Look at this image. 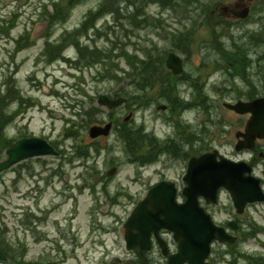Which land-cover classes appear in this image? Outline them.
Here are the masks:
<instances>
[{
  "label": "rangeland",
  "instance_id": "1",
  "mask_svg": "<svg viewBox=\"0 0 264 264\" xmlns=\"http://www.w3.org/2000/svg\"><path fill=\"white\" fill-rule=\"evenodd\" d=\"M102 1L82 0L80 4H64L63 19L67 21L54 24V36L45 37L49 20L44 18V10L50 0H0V90L5 91L6 86L14 84L28 100L21 110L20 101H12L18 93L12 99L3 101V106H7L13 116L3 127L4 136L15 143L20 137L31 134L59 145L57 156L29 158L0 174V227L8 229L6 233L0 232V238L5 240L8 237L15 244L14 251L9 253L23 264L32 263L41 255L50 253L51 247L56 251L57 244H62L67 250L69 258L66 264H78L74 253L75 241L80 244L86 242L85 247L90 245L88 236L93 232L96 215L104 226L117 230L122 228L120 220L124 221L128 215L126 210L140 199L139 196L126 195L122 189L134 192L144 188L142 181L132 180L136 172L144 171L146 178L155 181L161 168L181 185L184 181L180 175L185 174L191 155L218 149L234 160L252 162L256 156L258 164L254 166V172L264 179V155H254L253 149L237 151L235 148V135L238 130L244 129L249 115L237 113L224 105L225 102L247 101L264 95V1L258 2L248 20H238V24L231 29L223 20L225 14L221 11L223 15L218 13L221 18L217 22L211 20L220 27L217 29L229 34L224 33L220 37L219 42L224 47L221 46V50L198 12L201 6H208L211 11L219 5V0H196L190 8L193 0H118L115 5H107V10H110L107 17L96 20L100 15L92 16L91 12ZM234 1L239 0L221 2ZM48 8L51 9L52 4ZM85 22L88 24L83 25ZM95 23L103 27L108 35H95ZM193 25L195 47L188 40L179 42L180 34H185ZM79 27L84 28L82 35L88 43L85 48H92L95 44L99 55L94 58L101 59V63L77 70L69 62L57 61L50 44L47 47L45 44L48 39L55 42L62 33H66L64 44L68 45L72 42L73 33L67 31ZM171 29L177 31L173 33ZM22 34L24 38L18 41ZM123 47L128 50L125 51L126 56L134 66L145 56L148 47L158 55L156 67L150 69L148 78L156 77L159 81L155 89L148 93L151 103L142 101L145 107L134 104V99L128 95L135 91V85L138 86L142 77L139 78L137 72L128 75L133 67L122 57ZM70 49L76 56V47ZM172 51L185 60L184 72L179 77H175L166 66L167 56ZM113 61L122 69L120 73L115 71L117 66L112 65ZM231 66L238 77L227 73ZM108 70L110 73L106 74ZM120 76L121 79L118 78ZM204 78L208 95L202 104L204 108H185L172 120L176 109L171 111V107L176 105L177 110L180 107L177 100L184 98L189 101L193 98L191 95H195L187 82L202 81ZM160 81L173 87L164 88ZM195 88L199 91L201 87L198 85ZM167 93H172L174 99L161 96ZM100 94L124 96L130 101L110 110L108 106L100 105ZM92 103L101 106L98 108L103 113L86 114ZM163 103L169 104L167 112H157V106ZM95 124L111 125V134L91 137L90 128ZM73 129L72 134L66 136ZM144 132H154L162 143H169L170 140L174 143L182 140L193 142L181 147L187 153L181 157L166 152L155 164L141 167L142 164L135 159L150 162L160 152V141L151 133ZM169 137L170 140L164 142ZM258 145L257 150L264 153V139L258 140ZM102 146L106 148L95 160ZM86 151L90 154L88 158L81 155ZM6 157L0 143V161ZM164 162H169L165 170ZM113 166H118L117 173L108 176L107 171ZM98 175L107 186L106 193L102 192L101 184L97 186L99 199L89 187L95 185ZM48 178L54 179L49 181ZM67 179L71 186H67ZM80 185L87 187L81 189ZM102 187L104 189V185ZM120 202H126L128 207L120 206ZM203 204L218 224H224L230 232L238 238L240 236V241L235 242L237 244L215 242L216 259L212 254L213 257L209 258L211 264H264V231L255 238L261 228L251 222L254 220L264 227V201L249 203L239 214L231 193L221 188L217 203L207 204L205 201ZM122 214L116 225L114 219ZM27 215L36 220L34 233L30 227L24 226L23 219ZM229 220L244 224L245 231L240 227L237 230L228 227L226 222ZM248 230L254 233L244 236L243 233ZM37 234L40 239L35 237ZM18 238L27 245V253L18 245ZM223 251L232 256L224 258ZM52 254L55 255L54 252Z\"/></svg>",
  "mask_w": 264,
  "mask_h": 264
},
{
  "label": "water",
  "instance_id": "2",
  "mask_svg": "<svg viewBox=\"0 0 264 264\" xmlns=\"http://www.w3.org/2000/svg\"><path fill=\"white\" fill-rule=\"evenodd\" d=\"M168 65L175 72L181 71V59L174 54H170L168 58ZM101 101L105 104H108L110 107H113L114 105L120 104L122 102L121 99L110 100L106 96H102ZM228 106L234 108L239 112H253V116L247 125V134L245 133L248 141L251 142V144L247 146H253L254 140L257 136H264V98L257 99L251 102L239 101L237 104H231ZM108 130L109 128L102 129L99 126H94L91 128V134L92 136H97L101 132L107 134ZM241 147L242 145L237 146L238 149H241ZM52 152H55L53 147L43 139L22 138L17 141L14 148H11L7 151L9 158L0 163V172L22 159L34 155ZM217 153V151L206 153L202 155L201 158L197 159L201 162L209 164L211 166V170L207 172L206 176L205 174L197 175L195 173L192 177L195 183L200 181V183L204 185V189L201 192H203L206 197H215L218 187L224 185L231 191L239 212L243 211L247 202L254 201V199H264V195L262 194L259 186V180L255 179L251 175H245L246 171H251V168L246 163L233 162L224 157H222L221 161H216ZM192 171L193 168L191 167L190 173H192ZM192 199H194V202H197V197L194 196L193 198H190L189 204H191ZM217 231V237L221 241L235 240L234 237L225 234L223 229L221 228H205L200 231L196 230L194 236L196 248L194 252H187V250L184 248L182 249L181 253H186L187 256H184L183 254L182 256L189 258L192 264H194L195 262H197V264H200L205 255H202L196 259V256L198 255L197 250H203L206 254L209 250V242L214 238V233ZM185 240H187V238ZM186 243L187 242H184V244ZM182 261L183 260H179L178 263L181 264Z\"/></svg>",
  "mask_w": 264,
  "mask_h": 264
},
{
  "label": "flooded vegetation",
  "instance_id": "3",
  "mask_svg": "<svg viewBox=\"0 0 264 264\" xmlns=\"http://www.w3.org/2000/svg\"><path fill=\"white\" fill-rule=\"evenodd\" d=\"M221 1L222 0H219V2H218L219 5L216 6L212 11V13H213V19L212 20L217 22L218 21L217 19L221 18L218 16V13L221 15L225 14V16H224L225 18H223V20L227 21V26L229 27V29H231L236 24H238V20L240 22H242V21L248 20L249 16H251V15H249L247 18L241 19L239 17V15H240V12L242 10H244L245 8H247L249 6L250 12L252 11V9L255 11V7H257L258 2H260L261 0H239V1L229 2V3H222ZM262 1H264V0H262ZM224 5H227V6H224ZM201 8L202 7H200V9ZM203 22H204V20H203ZM193 27H194V25L192 26V34L190 35V43H192V46L194 45V42L196 40V36H195L196 34H195V30ZM221 32H222V30H221ZM223 33H225V32H223ZM225 34H228V33H225ZM194 47H195V45H194ZM227 73L231 74V75H235L236 77H238L237 71L233 68V66H231V68L227 71ZM200 82L201 81H196V80H192V81L187 82V83H189L190 89L192 91H194V94H195V95H191V96H193L197 100H200L198 98L199 96H201V97L204 96L203 91H205V88L201 86ZM198 85L201 88L199 91H196L195 86H198ZM150 133H152V132H150ZM180 142L182 144L181 146L184 147L185 144L188 146L193 141L182 140ZM177 145H178V143H174V142H172V140H170L168 150H170L169 153L174 157H176V155H177V151H176ZM182 153H183V155L187 154L186 151H183V150H182ZM168 166H169V162H165L163 169L164 170L167 169ZM140 179H142V178H140ZM163 179H166V178H163ZM159 180H161V179H159ZM150 188H151V186H147L145 188L138 189L137 190L138 192L136 194L142 196L144 199L148 195ZM143 199L140 198L138 203L140 201H142ZM125 204H122L120 206H124L125 208H127L128 204L127 203H125ZM136 206H137V204L133 205L131 208L126 210V212L128 211V215L125 218V222L123 223L122 228H120L118 230H116L115 228H110V229L105 230L103 232L104 235L109 234V233L119 234L120 237L125 242L124 247H122V245H120V244L110 247L106 242V238L102 237L101 238L102 245H100L99 248H96V246H98V244H97L98 238H100L99 234H102L101 233L102 230L95 228L92 230L93 232H91V237H90L91 244H90V246L88 248H85V249H83L84 246H82L81 249H83V250L81 251L80 254L78 253V241H76L75 251H76V255L78 256V258L88 259L91 261L99 259L100 262L99 263L97 262L96 264H106L104 261H106L107 259L109 261H118L120 264H169L171 257H173L178 252V241L176 240L174 233L168 229H160L158 231V233L155 230H151L150 231L151 246L149 248L142 249L141 247H137L135 249H129L127 247V243L125 241L126 234H127L126 221L130 217V215L132 214V212L136 208ZM77 235H78V233H77ZM157 235H159V236H157ZM116 236H118V235H116ZM51 250L54 251L52 248H51ZM115 251H116V254H115ZM9 252L12 253L9 250H8V252H4V254L6 255V258L0 259V264H23V263H21L20 259H15V258L11 257ZM56 253H57L55 255L56 258H61V255L64 254V251L61 248H58ZM46 256H47L45 259L46 262H48L49 264H56V263H54L55 262V258H54L55 256L51 252L47 253ZM29 264H39V263H33L32 262Z\"/></svg>",
  "mask_w": 264,
  "mask_h": 264
},
{
  "label": "trees",
  "instance_id": "4",
  "mask_svg": "<svg viewBox=\"0 0 264 264\" xmlns=\"http://www.w3.org/2000/svg\"><path fill=\"white\" fill-rule=\"evenodd\" d=\"M64 1H66V0H53L52 1V6H53V10H54V12H50L47 8L45 9V16H49V18H51V23H53V22H55V23H57V22H61V21H65L64 19H63V16H64V14H65V11L63 10V2ZM82 0H67V3L68 4H70V5H74V4H76L77 2L79 3V2H81ZM116 0H111V1H106V3H105V5L107 6L108 4H113L114 2H115ZM159 1V0H158ZM104 5V3L101 5V7ZM100 7V8H101ZM100 11V10H99ZM102 12V11H101ZM99 13V12H98ZM97 32L98 33H100V29H97ZM24 38V34L22 35V37H21V39L19 40L18 39V41H21L22 39ZM71 39H72V42H71V44H75L77 47H78V50H79V53H80V58H79V62L78 61H76V62H73V65L75 66V67H81V66H87V67H89V66H94V65H96L98 62H100V60H96L94 57L96 56V55H99V53H98V51H97V49H96V47H94V48H91L90 49V47L88 46L87 48H85V47H83L82 46V44L80 43V38H79V35H78V38H76V36L74 37V36H71ZM64 37L62 38V41L60 40L59 42H56L55 44H51L50 43V50H54V52H53V55H54V57H56V58H58V57H60V58H63V59H66V58H64L63 56H62V50H63V48L65 47V46H67V45H65L64 44ZM62 45H63V47H62ZM125 49L123 48V50H122V52H123V55L126 57V59L128 60V62L129 63H131V64H133L132 63V61L130 60V59H128L127 58V54L125 53ZM148 54H149V57H150V55H152V52H151V50L149 49V51H148ZM52 55V56H53ZM129 56V55H128ZM153 56V55H152ZM85 59H83V58ZM66 60H68V59H66ZM140 60V59H139ZM150 60H155V58H153V57H151V59ZM83 61H85L86 62V64H84V62ZM72 63V62H71ZM112 65H116L117 67L115 68L116 70L118 69V64H116L114 61H113V63H112ZM138 67V66H137ZM136 67V68H137ZM115 70V71H116ZM110 73V70H108L107 72H106V74H109ZM114 76H117V74L116 73H114ZM18 93V95L12 100V101H15V100H19L20 101V109L19 110H21V109H23V107L25 106L24 104H25V102H28V100H26L25 99V97L23 96V94L22 93H20V91H19V89L14 85V84H10L9 86H6V90L5 91H3V90H0V143H1V145H2V148L4 149V150H7L8 148H10V147H12L13 145H14V143L11 141V140H9V139H7L5 136H4V133H3V131H4V129H3V127H4V125L7 123V122H9L10 120H11V118H13V116H11L10 115V112L7 110V106L6 107H4L3 106V101L4 100H10V99H12L16 94ZM11 101V102H12ZM91 110L93 111V110H95V108H93V107H91ZM19 113V112H18ZM17 113V114H18ZM9 114V115H8ZM17 114H15V116L17 115ZM15 116H14V118H15ZM84 154L86 155H88V152L86 151V152H84ZM3 231L4 230V228H1L0 227V231ZM0 236H1V234H0Z\"/></svg>",
  "mask_w": 264,
  "mask_h": 264
}]
</instances>
